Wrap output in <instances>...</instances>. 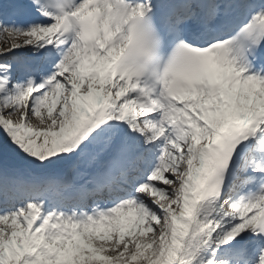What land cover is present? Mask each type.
<instances>
[{"label": "snow or ice", "instance_id": "snow-or-ice-1", "mask_svg": "<svg viewBox=\"0 0 264 264\" xmlns=\"http://www.w3.org/2000/svg\"><path fill=\"white\" fill-rule=\"evenodd\" d=\"M0 264H264V0H0Z\"/></svg>", "mask_w": 264, "mask_h": 264}, {"label": "rangeland", "instance_id": "rangeland-1", "mask_svg": "<svg viewBox=\"0 0 264 264\" xmlns=\"http://www.w3.org/2000/svg\"><path fill=\"white\" fill-rule=\"evenodd\" d=\"M3 45V40L2 39H0V46H2Z\"/></svg>", "mask_w": 264, "mask_h": 264}]
</instances>
